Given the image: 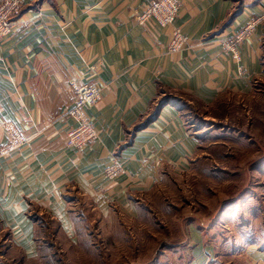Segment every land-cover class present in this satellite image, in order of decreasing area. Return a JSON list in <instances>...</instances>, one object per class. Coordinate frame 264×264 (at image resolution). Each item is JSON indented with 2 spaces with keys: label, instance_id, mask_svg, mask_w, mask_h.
Listing matches in <instances>:
<instances>
[{
  "label": "crops",
  "instance_id": "crops-1",
  "mask_svg": "<svg viewBox=\"0 0 264 264\" xmlns=\"http://www.w3.org/2000/svg\"><path fill=\"white\" fill-rule=\"evenodd\" d=\"M149 1L22 0L14 32L0 40V146L7 142L5 121L27 140L0 157V227L22 256L36 253L40 216L54 221L70 246L76 244L67 196L87 204L96 229L101 221L106 225L98 224V230H114L120 217H140L145 209L141 199L164 178L191 172L204 145L174 105L163 106L154 121L133 130L164 96L160 88L186 99L193 106L189 111L208 127L217 118L211 111L221 104L230 109L245 98L252 102L258 82H264V0L243 9L219 32L235 6L232 0H183L174 24L164 28L138 24L137 15ZM250 22H255L253 30L238 46L240 59L234 60L223 43ZM175 27L187 43L167 53ZM73 78L100 90V100L87 110L97 137L81 150L66 146L73 124L67 118L75 98ZM115 165L122 172L109 179L105 170ZM252 171L264 172V162L256 161ZM257 195L243 198L240 205V214L256 231L264 223L258 199L264 187ZM223 225L232 237L222 239V259L233 262L223 264H264V248L244 244L235 223ZM194 226L189 229L199 237ZM197 242L202 255L215 248ZM195 259L192 254L187 261L198 263Z\"/></svg>",
  "mask_w": 264,
  "mask_h": 264
},
{
  "label": "rangeland",
  "instance_id": "rangeland-1",
  "mask_svg": "<svg viewBox=\"0 0 264 264\" xmlns=\"http://www.w3.org/2000/svg\"><path fill=\"white\" fill-rule=\"evenodd\" d=\"M253 96L252 102L251 98L248 101L245 98L242 102L231 104L230 109H223L222 106V113H215L221 118L212 120L215 125L211 127L207 139L202 141L207 146L212 143L225 144L227 161L212 159V168H226V180L207 179L202 188L191 184V176L198 178V171L172 173L141 199L145 209L137 220L120 217L113 224L114 230L102 231L98 230V224L105 226L106 223L97 221V229L92 227L88 231L93 242L90 247L82 246L76 237V244L70 246L64 241L57 224L44 217L47 226L45 223L40 225L39 237L49 254L39 248L35 255L22 256L11 245L8 231L0 227V264H206L210 257L233 263L230 257L222 259V223H219L221 227H218L212 243L215 248L209 247V255H202L203 250L196 249L198 239L204 242L202 231L198 230L199 237L197 232L193 236L189 228L195 223H190L188 219L195 218L199 226H205L225 201L234 199L241 191L243 198H248L252 193L263 190L264 172H253L251 165L264 161V82H258ZM218 110L219 107H216L212 112ZM189 116L188 119L194 118L189 120L192 126L200 128L198 118ZM209 128L202 126L200 130ZM198 153L197 156L212 158L207 149ZM235 173L237 175L233 176ZM206 189L209 194L205 193ZM246 190H249L248 194ZM261 199L264 204V197ZM254 204L261 208L259 202ZM91 219L96 217L93 215ZM52 222L56 231L52 230ZM192 254L198 263L187 261ZM181 256L185 263L181 262Z\"/></svg>",
  "mask_w": 264,
  "mask_h": 264
},
{
  "label": "trees",
  "instance_id": "trees-1",
  "mask_svg": "<svg viewBox=\"0 0 264 264\" xmlns=\"http://www.w3.org/2000/svg\"><path fill=\"white\" fill-rule=\"evenodd\" d=\"M232 1L234 2L235 6H234L233 10L226 16L222 25L219 27L218 32L226 29V27L232 23V21L243 11V9H245L246 7L257 5L260 3L261 0H232ZM21 13H22V9L19 12V16ZM261 61H262V65L264 66V52H263V56H262ZM161 93L162 94L164 93V96H162V98L158 99V101L156 102V104H154V106H151L150 112L148 113L147 117L144 118V120H142V122L140 124L136 125L133 130L138 131L140 129H143L144 127H146V125H148L149 123H151L152 121H154L156 119L160 109L163 106H165L167 104H172L180 110L181 116L184 119V121L186 122L187 128L190 130V132L196 133V136L200 141H204L205 139H207L209 133L212 130L211 127L215 124L208 123V126H210V128H209V130H206V131L200 130V128L204 124L203 121H200L201 122L200 128L199 127L194 128L196 125H194L193 127H190V126H192V123H191L192 121H189V120H193L194 118L188 119L190 117L189 115H191V117L193 115V113L190 112L189 109L193 108V106L191 107V105L189 104V102L186 99H183V98H180L178 96H174L172 94H169V92H167L166 90H164L162 88L159 89V94H161ZM222 106H223V109L227 108L226 104H223V105L221 104V106L219 107V110L217 112H212V111L210 112L212 114V116H215L217 118H221L220 115H217L215 113H222ZM128 144H129V142L120 146L118 148V152L121 151ZM202 149L209 150L210 156L212 158H207V157H203V156H195L194 160L191 162V173H193L194 171H198L199 177L197 178V176H194V175L191 176L192 186L198 185V187L200 186V187L204 188V186L207 182L206 181L207 179L208 180L209 179L210 180H219V181L226 180L227 174H228L226 168L221 169V168H219V166L212 168V164H213L212 159H214V160L220 159L221 161H227L228 158H226V156L224 154L225 144L224 143H212L209 146L204 145V147H202ZM254 163H252L251 169H254ZM234 175H237V174L235 173V174H233V176ZM248 192H249V190H246L245 193L248 194ZM205 193L209 194V190L206 189ZM254 194H255V198H256L258 195H257V193H252V196H254ZM243 195H244L243 191H241V193L238 194L234 199H232L230 201H225L220 206V209L215 214L213 219L209 222V224H205V226H199L200 224L196 223L195 218H189L188 219V221H190V223L191 222L195 223L196 227L202 231L203 240H204L205 244H212L213 243V240L215 239V237L219 231L218 227H221V226H219V223H222V239L225 240V239L231 238L232 235H231V237H229L227 235V233H229V232L227 229H225V227L223 225L224 221H226V222L228 221V222H233L236 224L237 235L240 236V238L243 240L244 244L255 243V244H258L261 249L264 248V223L261 222L258 226L257 231H256L252 227L250 222L245 219L244 215L242 213L240 214V205L242 204L241 200L243 199ZM253 198L254 197H252L251 199H253ZM261 198L262 197H259L258 199L262 203L263 208H264V204H263V201ZM66 200H67L68 205H69L68 211H69V215L71 217L72 223H73L74 234H75L76 238L80 239V244L82 246L90 247L91 244L93 245V242L91 241V238L89 235L90 233H88V231L95 227V225L90 224L91 217L93 216L91 214L90 209L87 207V204L85 202L80 203V198L76 195L67 196ZM236 207H239V209H236ZM226 213L227 214L230 213L226 217L227 220H225L223 218L225 216L224 214H226ZM44 217H47V216H40L35 221L36 222V229L34 232V238L36 241L37 249L39 250V248H42V250L45 252V254H49L47 251L48 248L46 246H44V244L42 243V238L40 239V237H39L40 231H41L40 225L45 223ZM44 225L47 226L46 223ZM53 227H54V224L52 222V230L56 231V228L55 227L53 228ZM78 244H79V241H78ZM50 260H52V259L50 258ZM214 264H223V263H222V261L216 259V261H214Z\"/></svg>",
  "mask_w": 264,
  "mask_h": 264
},
{
  "label": "built area",
  "instance_id": "built-area-1",
  "mask_svg": "<svg viewBox=\"0 0 264 264\" xmlns=\"http://www.w3.org/2000/svg\"><path fill=\"white\" fill-rule=\"evenodd\" d=\"M183 0H150L143 11L137 15L139 25L151 22L159 27L173 25ZM22 0H1L0 1V40L10 36L16 28V20L19 16ZM255 22L245 25L239 32L231 36L223 43V50L231 53L234 60H239L238 46L250 35ZM25 26V23H20ZM187 43L186 35L180 28H173L169 43L166 46L167 53H174L182 50ZM70 87L75 98L67 111V118L73 124L67 131L66 146L74 150H81L97 137V131L87 113L89 107L100 100V90L94 85L79 84L76 79L70 80ZM7 142L0 146V157L9 155L26 143V138L21 130L11 121L3 123ZM122 172L120 166L115 165L105 170L109 179H116Z\"/></svg>",
  "mask_w": 264,
  "mask_h": 264
}]
</instances>
